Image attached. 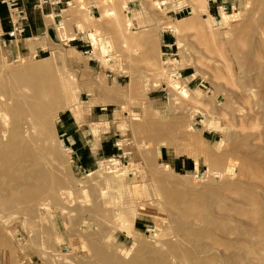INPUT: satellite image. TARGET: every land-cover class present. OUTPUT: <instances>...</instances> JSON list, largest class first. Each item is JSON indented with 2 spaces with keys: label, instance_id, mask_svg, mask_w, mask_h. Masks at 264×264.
Here are the masks:
<instances>
[{
  "label": "rangeland",
  "instance_id": "rangeland-1",
  "mask_svg": "<svg viewBox=\"0 0 264 264\" xmlns=\"http://www.w3.org/2000/svg\"><path fill=\"white\" fill-rule=\"evenodd\" d=\"M221 1L174 16L157 0H72L91 56L1 49L0 84L55 105L39 136L68 169L43 164L45 186L0 204V264H264V0Z\"/></svg>",
  "mask_w": 264,
  "mask_h": 264
},
{
  "label": "bare ground",
  "instance_id": "bare-ground-1",
  "mask_svg": "<svg viewBox=\"0 0 264 264\" xmlns=\"http://www.w3.org/2000/svg\"><path fill=\"white\" fill-rule=\"evenodd\" d=\"M222 14H224V13H222ZM5 66H6V64H5ZM9 70H10V68H9ZM11 71H12V69H11ZM31 72H33V74H34L35 69L34 68H26L24 66H22V67L16 66L13 69V74L16 73L19 76H24L23 78L27 77L25 75H29V74L30 75L28 77L32 76ZM8 74H9V71H8ZM5 81H6V79L4 80V82ZM28 83L23 82L22 88L18 89V90L15 89L14 87H12L11 84H8L6 82L5 83L2 82V84H0V204L10 203V202L12 203L13 201H15L18 198V196L21 195V193H28V192L38 188L41 184H43L44 175L42 174V168H41L43 166V164L46 167L52 168L53 169L52 172L54 170L57 172H60L64 169H66L65 168V161H64L65 159H63V157L57 152L58 150H56L54 147H52L53 145H51V143H49L48 141L46 142L45 140H43L39 136L40 134H42V132H41L42 129H44L47 125H51V114L55 109V105L44 103L43 100L37 95L36 90L38 87H36V85L33 83L32 84L31 83L28 84ZM32 85L35 86L36 90ZM173 86H175V85H173ZM178 90L181 94H184L183 89L178 88ZM33 93L35 94V96H33L34 95ZM31 94H33V95H31ZM263 100H264V98H263ZM68 108H69V106H67V109ZM196 145L197 146H195V148L193 150H191V151H193L192 153H195V155L202 154V153L204 154L205 149L202 151L203 148L200 150V147L197 148L198 144H196ZM163 168L168 169L169 165H164ZM66 174H67V172H66ZM67 175H69V174H67ZM44 189H46V188H44ZM42 191H43V189H42ZM42 191H41V193H42ZM29 202L31 203V201H29ZM21 203H19V204H21ZM8 207H10V206H8ZM70 209H69V211H70ZM66 223L69 224V222H66ZM70 227H72V226H70ZM74 229L75 228L73 227L72 230H74ZM85 229H89V227L88 228L86 227ZM75 231L76 230H74V235H75ZM91 232H93V231H91ZM76 233L79 234L80 231L77 230ZM82 234H83V232L79 236H82ZM85 234H87V233H85ZM74 235H73V237H74ZM77 235H75V237ZM89 236H91V235H89ZM84 237H86V236H84ZM81 238H83V236ZM79 239H80V237L78 238V240ZM84 239H86V238H84ZM80 241H81V244L80 243L79 244L81 246L83 241L85 242V240H83V241L80 240ZM70 245H71V243H70ZM72 245H74V241H73ZM75 245H76V243H75ZM83 245H85V244H83ZM86 245H87V243H86ZM75 247H78V246L76 245ZM84 247H86V246H84ZM78 248H80V247H78ZM91 248H93V247L91 246ZM72 249H74V248H72ZM110 249L111 248H109V250ZM97 251L101 254L100 251H102V250H97ZM167 253H168V251H167ZM112 258H113V256H112ZM112 258H111V260H112ZM91 261H93V260H91ZM100 261L102 262V260H100ZM107 262H108V259H107ZM100 263H98V264H100ZM108 263H106V264H108ZM109 264H111V263H109ZM114 264H115V262H114Z\"/></svg>",
  "mask_w": 264,
  "mask_h": 264
},
{
  "label": "crops",
  "instance_id": "crops-1",
  "mask_svg": "<svg viewBox=\"0 0 264 264\" xmlns=\"http://www.w3.org/2000/svg\"><path fill=\"white\" fill-rule=\"evenodd\" d=\"M51 1L58 0H49V2ZM66 2L69 4L66 5ZM71 2L72 0H60L58 4L50 6L43 3L42 0H21L22 7L27 15L25 32L18 42H7V40H5L3 49L8 51L11 55H17L18 53L28 55L31 53H46L59 45H73L74 48L84 49L85 47H91L93 53L92 44L81 36L87 32V27L84 26L83 29H78L76 22L78 19L75 16V10L69 9ZM210 11L209 9V12ZM89 13L94 16L97 10L93 6H90ZM60 30H64V37L61 36ZM8 31H10L9 14L6 7L0 3V32L6 33ZM163 43L169 44L168 39L166 40V38L163 37ZM85 50L90 49H84L81 53ZM101 91L97 90L95 92L97 95H100ZM102 110H106V108H102L99 103L91 104L89 114L92 121L91 123L95 124L102 121L101 116H103V114L95 115L94 113ZM60 122H63L65 140L71 142V144L75 146L79 144L81 142V131L79 132V126L69 118L63 121L61 119ZM90 137H93L92 134H90ZM99 141L103 142L102 139ZM83 142L89 143L91 142V138L89 140L85 138ZM77 150H79V148L74 147L72 153L75 154ZM91 155L90 153L89 157H91ZM75 156L79 161L82 158V155L75 154Z\"/></svg>",
  "mask_w": 264,
  "mask_h": 264
},
{
  "label": "built area",
  "instance_id": "built-area-1",
  "mask_svg": "<svg viewBox=\"0 0 264 264\" xmlns=\"http://www.w3.org/2000/svg\"><path fill=\"white\" fill-rule=\"evenodd\" d=\"M70 1V0H69ZM181 0H157V7L158 9L165 10L166 13H170L174 16H180V15H191L192 10L189 6H185L181 4ZM43 3H46L50 6L58 4L60 0L58 1H51L49 0H42ZM0 3L3 4L7 12L9 14V23H10V31L6 33L0 32V51L4 46V41L7 40V42H18L21 40L24 32H25V26L27 22V15L25 13V10L22 7L21 0H0ZM216 9L217 12L225 11L223 8V2L221 0H208V9L210 7V4ZM220 3V5L218 4ZM68 5L69 3H65ZM234 6L230 5V8L232 9ZM91 45V44H90ZM163 48L165 49H171L170 44H163ZM90 50L83 51V55L85 56H91L92 51L91 47ZM169 53L163 52V56H167ZM58 122H60V119L58 118ZM65 150H68V147H66Z\"/></svg>",
  "mask_w": 264,
  "mask_h": 264
}]
</instances>
